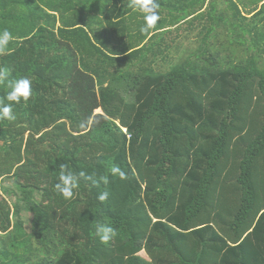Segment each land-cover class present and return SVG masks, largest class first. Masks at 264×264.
Returning <instances> with one entry per match:
<instances>
[{"label":"trees","instance_id":"16d2710c","mask_svg":"<svg viewBox=\"0 0 264 264\" xmlns=\"http://www.w3.org/2000/svg\"><path fill=\"white\" fill-rule=\"evenodd\" d=\"M156 4L145 33L129 0H0V98L33 90L0 121V264H264V0ZM185 24L198 49L158 66ZM63 163L112 182L66 199Z\"/></svg>","mask_w":264,"mask_h":264},{"label":"clouds","instance_id":"9594fccd","mask_svg":"<svg viewBox=\"0 0 264 264\" xmlns=\"http://www.w3.org/2000/svg\"><path fill=\"white\" fill-rule=\"evenodd\" d=\"M129 6L146 14L147 26L142 29L143 32L148 33L150 29L155 28L160 19L156 12V9L159 7V5L156 4V0H129ZM13 39L14 37L10 30L5 29L3 33L0 34V56L8 54V46ZM10 75L11 72L7 67L0 69V85L8 82ZM9 86L12 88V91H10L6 97L8 103H5L4 98H0V121H3L4 119L14 121L16 116L13 104H19L21 100L28 102L33 95L31 81L27 78L15 81ZM111 175L118 176L121 180H128L130 178L128 173L118 165L112 167ZM81 180L91 182L97 187L101 182L104 185H109L112 182L108 175L99 177L97 173L89 175L86 170H82L77 174L72 170L70 164L63 163L60 165L59 182L55 185V190L57 193L62 194L66 199L71 200L75 197L76 190L80 188ZM110 195V192L105 191L99 196V200L102 203H107ZM98 235L100 236L102 243L108 244L118 235V233L114 227L103 225L99 227Z\"/></svg>","mask_w":264,"mask_h":264},{"label":"rangeland","instance_id":"374dc122","mask_svg":"<svg viewBox=\"0 0 264 264\" xmlns=\"http://www.w3.org/2000/svg\"><path fill=\"white\" fill-rule=\"evenodd\" d=\"M255 6H249L247 10H244L245 13L247 14V11L254 10ZM250 16V15H249ZM190 28L188 25H183L180 29V31H175L172 37L170 36L168 38L169 41L172 42V40L175 38V44L177 45L174 49L166 51V54L164 57H167L168 60L166 62L163 61V56L158 55V66L164 67L165 69L170 68L169 64L170 62L178 63L182 59L189 57L190 53L194 50H197L199 47V32L200 30L197 29L195 32L189 31ZM100 113H103L102 111ZM10 183H12V180H5L3 183L6 186L3 187H8V189H4V193L7 195L6 192L9 191H16L14 187H11ZM16 193V192H15ZM11 195V193H10ZM9 198V196L7 195ZM15 200H18V198H14ZM10 198L12 203H15V200ZM36 202H40V199L35 200ZM22 219L25 222L26 225V230L30 232L32 230V223L34 220V216L30 214L29 212H24L22 215Z\"/></svg>","mask_w":264,"mask_h":264}]
</instances>
